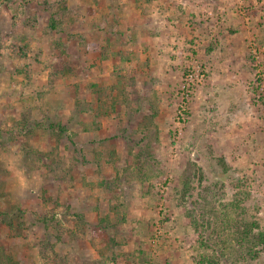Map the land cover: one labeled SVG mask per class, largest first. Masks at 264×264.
<instances>
[{"label": "rangeland", "instance_id": "rangeland-1", "mask_svg": "<svg viewBox=\"0 0 264 264\" xmlns=\"http://www.w3.org/2000/svg\"><path fill=\"white\" fill-rule=\"evenodd\" d=\"M213 255L264 264V0H0V264Z\"/></svg>", "mask_w": 264, "mask_h": 264}, {"label": "trees", "instance_id": "trees-1", "mask_svg": "<svg viewBox=\"0 0 264 264\" xmlns=\"http://www.w3.org/2000/svg\"><path fill=\"white\" fill-rule=\"evenodd\" d=\"M52 20H54V19H52ZM52 24V26H53V21L51 22ZM224 165V164H223ZM138 170H140V176H139V178H141V180L142 179H145V173L144 172H142L141 171V167H139V169ZM185 177H184V180H183V190H182V195H183V197H186L187 196V193H189V191H190V184H191V179H190V174L189 175H184ZM188 217L190 218V220H191V222L192 223H194V225L196 226V228H198V226H199V223H198V221H197V219H196V217L191 213V212H189L188 213ZM102 220H104V219H101L100 220V222L102 221ZM239 225H241L240 226V228H243L244 229V231H245V229H249V230H252V228H250L251 227V225H255V223H250V224H247V222H245L243 225H242V223H241V221L239 222ZM254 255H252V258L251 259H254ZM199 263L200 264H208V263H214V264H219V262H218V258H216L215 257V255H213L212 257H208V256H204L203 257V259H201V261H199Z\"/></svg>", "mask_w": 264, "mask_h": 264}]
</instances>
